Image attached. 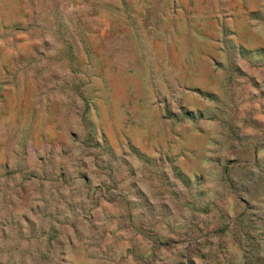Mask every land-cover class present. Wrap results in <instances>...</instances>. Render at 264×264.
I'll list each match as a JSON object with an SVG mask.
<instances>
[{
    "label": "rangeland",
    "instance_id": "1",
    "mask_svg": "<svg viewBox=\"0 0 264 264\" xmlns=\"http://www.w3.org/2000/svg\"><path fill=\"white\" fill-rule=\"evenodd\" d=\"M0 264H264V0H0Z\"/></svg>",
    "mask_w": 264,
    "mask_h": 264
}]
</instances>
